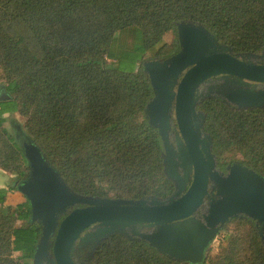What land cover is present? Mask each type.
<instances>
[{"label":"trees","instance_id":"trees-1","mask_svg":"<svg viewBox=\"0 0 264 264\" xmlns=\"http://www.w3.org/2000/svg\"><path fill=\"white\" fill-rule=\"evenodd\" d=\"M182 22L202 25L237 56L264 47V0H0V80L12 96L0 101V169L19 177L27 172L4 125V116L15 113L74 193L169 197L174 186L164 174L162 142L144 115L153 90L142 62L150 58L146 54L158 60L176 54L175 30ZM122 32L139 41L117 45ZM166 33H173L169 42ZM106 50L116 64L107 63ZM122 61L136 69L120 70ZM198 110L206 116L204 132L213 139L218 167L239 161L264 175V108L237 110L207 99ZM29 215L26 201L9 207L0 190V264H32L40 226L29 223ZM221 234L218 251L211 243L202 264H264L259 225L238 218ZM92 264L190 263L112 235L97 247Z\"/></svg>","mask_w":264,"mask_h":264},{"label":"water","instance_id":"water-1","mask_svg":"<svg viewBox=\"0 0 264 264\" xmlns=\"http://www.w3.org/2000/svg\"><path fill=\"white\" fill-rule=\"evenodd\" d=\"M175 37L176 54L142 63L153 90L144 113L162 142L164 174L174 185L169 197L78 195L29 135L15 133L27 165L15 189L29 204L28 222L40 226L32 264H76L71 253L77 242V248L91 244L94 253L112 235L143 241L175 261L202 264L230 220L264 225V175L239 161L226 166L225 173L219 170L213 139L204 132L206 116L198 110L207 99L237 110L263 109L264 63L255 59H264V47L260 55H234L205 27L190 22L178 24ZM10 99L1 87L0 101ZM173 126L178 132L174 144ZM78 205L83 207L70 210Z\"/></svg>","mask_w":264,"mask_h":264},{"label":"rangeland","instance_id":"rangeland-1","mask_svg":"<svg viewBox=\"0 0 264 264\" xmlns=\"http://www.w3.org/2000/svg\"><path fill=\"white\" fill-rule=\"evenodd\" d=\"M116 36H117V40H118L117 45H122V46L127 47V48H130V47H132L134 45V40L139 41V35L132 34V33H129V32L117 33ZM172 37H173V33H166L164 35V40L169 42L172 39ZM106 53H107V63L112 64V65L116 64V61H114L113 59L108 58V55L111 54V51H107L106 50ZM261 53H262V51L259 54H251V55H260ZM114 54H115V52H114ZM146 56L150 57L149 59H155V58H151V56L149 54H146ZM247 56H249V55H246L244 57H247ZM245 59H249V58H245ZM249 60L253 61V59H249ZM255 62L264 63V59L256 58ZM116 66H118V68L120 70H122V71H131V70H135L136 69L135 68L136 66H135V64L133 62H127V61H122L119 65H116ZM1 87H4L5 90L7 91L5 82L0 80V88ZM144 115H145V113H144ZM4 117H6V119H7V121L4 123L5 127H7L9 132H11L14 136H15V133L18 132V130L24 131L23 130L24 122H25L24 118H20L15 113H12L11 115H5ZM224 155H226V154H224ZM239 158L240 157H238V160H239ZM225 165H227V164H225ZM225 165H223V166H225ZM21 178L22 177H19L18 175H15V174H13L11 172L4 171V170L0 169V190L8 195L9 207H14L15 204L26 201L24 199V197L20 193H18L16 191V189H15L16 183ZM17 224L21 225L22 222L19 221ZM219 234H220V232H219ZM219 234L214 238V240H213L214 243L212 242L213 243L212 247H213L214 252L218 251V247L217 246L219 244V241L223 238V235L222 234L219 235ZM12 259L14 261L17 260L18 259L17 255L16 254L13 255Z\"/></svg>","mask_w":264,"mask_h":264},{"label":"flooded vegetation","instance_id":"flooded-vegetation-1","mask_svg":"<svg viewBox=\"0 0 264 264\" xmlns=\"http://www.w3.org/2000/svg\"><path fill=\"white\" fill-rule=\"evenodd\" d=\"M246 60H249V59H246ZM176 133H178V132H177L175 126H173V127H172V131H171V139H172V143H173V144H174V138H173V137L175 136ZM217 168H218L219 170H221L222 172H224V173H225V171H226L225 167L220 168V167H218V165H217ZM76 207H79V208H80V207H83V206L78 205V206H75V207L71 208L70 210H72V209H74V208H76ZM70 210H68V212H69ZM263 226H264V225L261 224L260 229H262ZM77 243H78V242H77ZM77 243H76V246L74 247V249H73V251H72V253H71L72 260H73L76 264H92V259H93L92 257H93V255H94V253H93V251H92V249H91L92 245L89 244V245H87V246H84L83 248H77ZM92 253H93V255L90 256ZM51 258H52V257H51Z\"/></svg>","mask_w":264,"mask_h":264}]
</instances>
